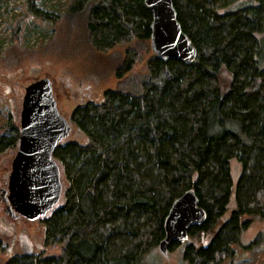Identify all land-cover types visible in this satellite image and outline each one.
I'll return each instance as SVG.
<instances>
[{
  "label": "trees",
  "instance_id": "trees-1",
  "mask_svg": "<svg viewBox=\"0 0 264 264\" xmlns=\"http://www.w3.org/2000/svg\"><path fill=\"white\" fill-rule=\"evenodd\" d=\"M173 2L196 49L190 63L154 52L145 0H77L65 15L26 1L37 17L80 27L94 52L126 49L113 66L117 87L74 108L75 136L53 152L64 201L40 219L44 250L58 251H19L0 264H145L173 202L190 189L206 219L189 231L188 264H221L264 217V0ZM18 132L9 122L0 154ZM234 157L242 173L226 219Z\"/></svg>",
  "mask_w": 264,
  "mask_h": 264
},
{
  "label": "rangeland",
  "instance_id": "rangeland-1",
  "mask_svg": "<svg viewBox=\"0 0 264 264\" xmlns=\"http://www.w3.org/2000/svg\"><path fill=\"white\" fill-rule=\"evenodd\" d=\"M26 1L0 0V133L11 121L20 131L26 87L41 78L52 81L59 111L71 122V113L78 104L99 101L107 89L117 87L113 66L126 49V46H118L108 53L94 52L80 27L63 25V19L61 23L37 17L27 11ZM37 1L46 10L65 15L77 0ZM147 57L144 53L143 59ZM143 68L144 62H140L134 70L142 72ZM72 127L69 137L76 133V127ZM16 152L17 145L0 154V238L5 239L7 246L0 257L7 259L19 251L52 254L58 249L44 250L41 219L28 220L7 210L4 190ZM230 167L233 188L224 215L226 219L236 209V186L242 173L238 158L231 159ZM63 201L64 194L59 204ZM184 248L185 242L169 249L167 255L158 248L146 258L145 264H188L183 256ZM221 264H264V217L251 222L240 242L234 245L233 256Z\"/></svg>",
  "mask_w": 264,
  "mask_h": 264
},
{
  "label": "water",
  "instance_id": "water-1",
  "mask_svg": "<svg viewBox=\"0 0 264 264\" xmlns=\"http://www.w3.org/2000/svg\"><path fill=\"white\" fill-rule=\"evenodd\" d=\"M152 11L151 44L163 58L190 63L196 49L184 32L173 0H145ZM72 123L59 111L53 83L38 79L26 87L20 116L17 152L7 184V210L14 216L37 220L50 213L63 193L61 169L53 157L57 145L69 137ZM206 219L205 210L193 189L173 202L165 219V238L159 248L167 255L170 247L183 244L193 226Z\"/></svg>",
  "mask_w": 264,
  "mask_h": 264
},
{
  "label": "flooded vegetation",
  "instance_id": "flooded-vegetation-1",
  "mask_svg": "<svg viewBox=\"0 0 264 264\" xmlns=\"http://www.w3.org/2000/svg\"><path fill=\"white\" fill-rule=\"evenodd\" d=\"M6 192H7V189H6V190H4V193H5V194H6V196H7V193H6Z\"/></svg>",
  "mask_w": 264,
  "mask_h": 264
}]
</instances>
